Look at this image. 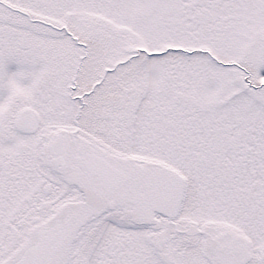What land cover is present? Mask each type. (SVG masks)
I'll use <instances>...</instances> for the list:
<instances>
[{
	"label": "snow or ice",
	"instance_id": "6c2138e0",
	"mask_svg": "<svg viewBox=\"0 0 264 264\" xmlns=\"http://www.w3.org/2000/svg\"><path fill=\"white\" fill-rule=\"evenodd\" d=\"M0 264H264V0H0Z\"/></svg>",
	"mask_w": 264,
	"mask_h": 264
}]
</instances>
